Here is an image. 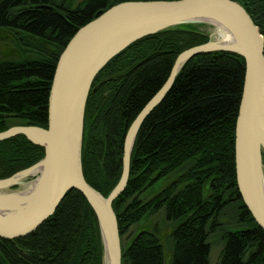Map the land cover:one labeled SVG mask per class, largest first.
I'll return each mask as SVG.
<instances>
[{
	"label": "trees",
	"instance_id": "16d2710c",
	"mask_svg": "<svg viewBox=\"0 0 264 264\" xmlns=\"http://www.w3.org/2000/svg\"><path fill=\"white\" fill-rule=\"evenodd\" d=\"M126 1L157 0H0V132L17 125L48 129L61 54L81 27ZM239 1L264 36V0ZM200 27L141 39L95 79L86 105L82 162L87 182L105 197L121 179L131 124L165 85L178 56L211 39ZM245 68L244 58L231 52L194 57L146 119L132 152L128 185L113 203L121 240L165 209L167 221L176 223L170 264H211L210 233L233 212L239 228L223 231L217 264H264V229L245 207L236 176ZM44 156V148L25 135L0 142V179ZM122 254V264H165L158 231H138ZM102 256L96 214L75 190L33 233L0 237V264H103Z\"/></svg>",
	"mask_w": 264,
	"mask_h": 264
},
{
	"label": "water",
	"instance_id": "95a60500",
	"mask_svg": "<svg viewBox=\"0 0 264 264\" xmlns=\"http://www.w3.org/2000/svg\"><path fill=\"white\" fill-rule=\"evenodd\" d=\"M189 25L219 30L231 41H215L210 35L207 43L178 56L165 85L131 124L124 139L121 179L105 197L87 182L82 162L86 105L94 81L111 60L137 41ZM221 51L245 60L235 134L237 185L245 207L264 229V36L239 0H157L122 2L77 31L56 66L48 129L17 125L0 132V142L25 135L45 150L43 159L30 168L0 179V237L13 240L33 233L75 190L96 214L103 264H122V240L113 203L128 185L138 133L191 59Z\"/></svg>",
	"mask_w": 264,
	"mask_h": 264
},
{
	"label": "rangeland",
	"instance_id": "374dc122",
	"mask_svg": "<svg viewBox=\"0 0 264 264\" xmlns=\"http://www.w3.org/2000/svg\"><path fill=\"white\" fill-rule=\"evenodd\" d=\"M200 31L211 35L212 29L209 27L201 26ZM212 37V35H211ZM33 178L29 179L31 181ZM222 226L219 228L213 229L210 233V243H211V254H210V263L217 264L223 249L222 235L224 230L236 229L239 228L233 212L227 213L223 218H221ZM176 223L167 221L166 210L162 209L158 213H155L150 216L148 220L140 223L139 225L133 226L127 235L122 239V247L124 248L128 242L133 238V236L143 229H149L152 231H158L159 238L161 243L164 245L165 249V264H170L171 256L173 253V239L171 238V233L175 228Z\"/></svg>",
	"mask_w": 264,
	"mask_h": 264
},
{
	"label": "bare ground",
	"instance_id": "6f19581e",
	"mask_svg": "<svg viewBox=\"0 0 264 264\" xmlns=\"http://www.w3.org/2000/svg\"><path fill=\"white\" fill-rule=\"evenodd\" d=\"M212 39L215 41H221V42H230L231 37L228 34H225L221 31L217 30H212L211 31Z\"/></svg>",
	"mask_w": 264,
	"mask_h": 264
}]
</instances>
